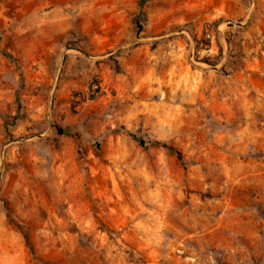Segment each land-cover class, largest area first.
Here are the masks:
<instances>
[{"label": "rangeland", "instance_id": "1", "mask_svg": "<svg viewBox=\"0 0 264 264\" xmlns=\"http://www.w3.org/2000/svg\"><path fill=\"white\" fill-rule=\"evenodd\" d=\"M218 5L0 0V264H264V13Z\"/></svg>", "mask_w": 264, "mask_h": 264}, {"label": "crops", "instance_id": "2", "mask_svg": "<svg viewBox=\"0 0 264 264\" xmlns=\"http://www.w3.org/2000/svg\"><path fill=\"white\" fill-rule=\"evenodd\" d=\"M219 3L218 7L213 9L218 12L220 17H237L245 16L248 12L246 3L248 0H212ZM256 2L255 11L264 13V0H254Z\"/></svg>", "mask_w": 264, "mask_h": 264}, {"label": "trees", "instance_id": "3", "mask_svg": "<svg viewBox=\"0 0 264 264\" xmlns=\"http://www.w3.org/2000/svg\"><path fill=\"white\" fill-rule=\"evenodd\" d=\"M142 6H143V4L141 3V4H140V14H141V15H144V12H143ZM138 28L140 29V27H138ZM131 137H132L133 140H135L140 146H144V145H145V141H144L142 138H140V137H136V136H134V135H131ZM162 147L167 148L166 145H162Z\"/></svg>", "mask_w": 264, "mask_h": 264}]
</instances>
